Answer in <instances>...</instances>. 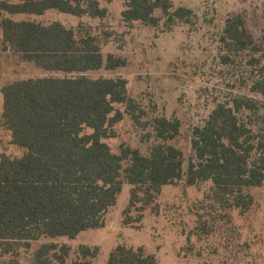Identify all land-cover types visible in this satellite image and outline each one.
<instances>
[{
	"label": "trees",
	"instance_id": "1",
	"mask_svg": "<svg viewBox=\"0 0 264 264\" xmlns=\"http://www.w3.org/2000/svg\"><path fill=\"white\" fill-rule=\"evenodd\" d=\"M112 1L0 0V52L48 74L8 83L1 91L0 126L24 154L0 156V264H20L21 251L42 239L74 240L103 228L126 183L135 188L132 207L151 204L163 187L184 177L188 186L211 182L208 199L242 214L255 203L252 191L264 188V51L242 15L226 20L219 63L243 71L239 88L247 93L219 102L193 130V157L186 171L183 152L169 144L180 133L178 120H155L161 143L148 155L124 146L116 154L105 142L116 136L115 127L124 120L119 107L134 116L138 106L129 96L127 80L91 76L127 65L114 55L105 59L91 26L67 28L60 22L43 25L9 17L55 10L104 20L108 10L102 2ZM157 12L166 18L169 31L194 17L192 10L175 9L170 0H127L122 20L156 28L162 21ZM70 251L67 245L43 244L34 264H67ZM79 251L73 264H94L99 255L98 248L81 246ZM107 264H156V258L143 248L120 245Z\"/></svg>",
	"mask_w": 264,
	"mask_h": 264
},
{
	"label": "rangeland",
	"instance_id": "2",
	"mask_svg": "<svg viewBox=\"0 0 264 264\" xmlns=\"http://www.w3.org/2000/svg\"><path fill=\"white\" fill-rule=\"evenodd\" d=\"M170 1L175 9L185 7L194 13L190 23H179L170 31L161 12L156 13L162 18L156 28L126 24L122 12L127 0L102 2L108 10L104 20L55 10L42 16L9 17L43 25L60 22L67 28L91 26L100 38L105 59L114 55L127 61L124 68L102 69L91 76L127 80L129 96L138 106L134 116L126 107H119L125 113L124 120L115 127L116 136L105 142L116 154L124 146L148 155L161 143L156 138L155 120H178L180 133L169 144L183 152L186 171L193 157V130L209 118L219 102L247 93L239 88L243 71L219 63V38L226 20L242 15L249 33L264 51V0ZM47 75L33 63L0 52V117L1 91L6 84ZM23 154L12 144V134L0 126V156L20 158ZM212 187L211 182L188 186L184 177L176 185L163 187L151 204L139 202L131 207L135 188L126 183L117 205L106 214L103 228L85 231L74 240L42 239L21 251L20 264H34L36 251L46 243L69 246L67 264L79 259L81 246L98 248L94 264H107L111 252L120 245L143 248L147 255L155 256L156 264H264V188L252 191L255 203L242 214L209 200Z\"/></svg>",
	"mask_w": 264,
	"mask_h": 264
}]
</instances>
